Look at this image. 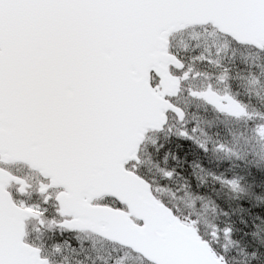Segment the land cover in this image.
<instances>
[{
    "label": "snow or ice",
    "instance_id": "obj_1",
    "mask_svg": "<svg viewBox=\"0 0 264 264\" xmlns=\"http://www.w3.org/2000/svg\"><path fill=\"white\" fill-rule=\"evenodd\" d=\"M0 264H264V0H0Z\"/></svg>",
    "mask_w": 264,
    "mask_h": 264
}]
</instances>
